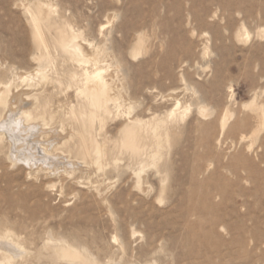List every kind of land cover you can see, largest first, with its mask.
Instances as JSON below:
<instances>
[{
    "label": "rangeland",
    "instance_id": "obj_1",
    "mask_svg": "<svg viewBox=\"0 0 264 264\" xmlns=\"http://www.w3.org/2000/svg\"><path fill=\"white\" fill-rule=\"evenodd\" d=\"M0 85L14 264H264V0H0Z\"/></svg>",
    "mask_w": 264,
    "mask_h": 264
},
{
    "label": "bare ground",
    "instance_id": "obj_2",
    "mask_svg": "<svg viewBox=\"0 0 264 264\" xmlns=\"http://www.w3.org/2000/svg\"><path fill=\"white\" fill-rule=\"evenodd\" d=\"M44 5V4H43ZM46 6V5H45ZM44 6V7H45ZM46 8V7H45ZM36 13H38L40 16L44 17L43 15L45 14V11L43 9V6L37 4L36 6ZM38 16V15H37ZM46 16V14H45ZM36 18V17H35ZM33 17V19H35ZM38 19V18H37ZM44 20V18H43ZM34 21V20H33ZM36 21V20H35ZM38 21V20H37ZM41 22V21H40ZM37 23V22H36ZM35 24V23H33ZM36 25V24H35ZM37 28V27H36ZM38 29V28H37ZM36 29V30H37ZM61 32V31H60ZM39 33V31H38ZM35 35V34H34ZM37 35V34H36ZM40 37V36H39ZM41 45V44H40ZM39 45V46H40ZM57 46V45H56ZM38 47V46H37ZM58 47L59 49H61L64 53H67L69 54L70 57H73L75 59H80L79 58V55L83 52V48L81 47V45L78 43V40H77V36L73 35V36H70V37H67V36H61V38L59 39V42H58ZM44 55V54H43ZM45 57V56H44ZM35 59V58H34ZM40 59V58H39ZM48 59V57H47ZM44 60V59H43ZM42 60V61H43ZM41 61V62H42ZM39 62V61H38ZM50 63V61H49ZM38 64V63H37ZM47 64V61H44V63L38 65V67L36 68V71H35V75H40V77H45V66ZM18 76V75H16ZM20 77V76H18ZM17 77V78H18ZM87 83H85L86 85H84V93L89 97L90 99V102H91V111H90V114H89V117L90 118H93L96 116V111L98 110H101L102 108H105L106 107V102L107 100L110 98V93H109V85L108 83L102 78L101 74L99 72H97L96 74L92 75L91 77L90 76H87ZM28 84V83H27ZM10 85V84H8ZM25 85V88H27L26 84ZM29 85V84H28ZM11 86V85H10ZM13 87V86H12ZM17 87V86H16ZM20 87V86H19ZM24 88V86L22 87ZM21 89V88H20ZM19 89V90H20ZM11 92V95H12V98L17 100V98L19 97V94H18V97H17V91H12L10 88L8 87H4V86H1L0 85V108H3L4 111L7 112V115L5 118H3V123L1 124L2 126H5V125H8L11 123V118H12V115H10V112H14L13 111V107L15 108V106H13V99H10V95L9 93ZM32 92H34L32 90ZM27 93V92H26ZM31 94V92H29ZM24 95H26L25 93H23ZM33 94V93H32ZM29 95V94H27ZM9 96V97H8ZM22 96V95H21ZM33 97L35 96V93L32 95ZM24 97V96H23ZM32 98V97H31ZM27 99V98H26ZM30 99V97H29ZM35 99V98H34ZM34 101H37V100H34ZM16 102V101H15ZM15 104V103H14ZM30 104V103H29ZM32 104V103H31ZM35 105L37 104L36 102L34 103ZM16 105V104H15ZM20 105V103H19ZM30 108V107H29ZM21 109V108H20ZM27 109V108H26ZM3 111V112H4ZM2 114V113H1ZM4 115V114H2ZM127 127V126H126ZM135 128V127H133ZM126 129V128H125ZM137 129V127H136ZM132 130V129H131ZM136 131V130H135ZM125 134V133H124ZM136 133H134V131H128L126 136H123L125 137L124 138V141H123V145L126 147V148H129L132 150L135 149V144H134V135ZM122 140V139H121ZM122 144V143H121ZM137 150V148H136ZM136 153V151H135ZM3 239L1 240L0 239V242H2ZM6 243V241H5ZM7 244H5V246L1 245L0 244V254L1 256L3 257V259L6 261L7 264H14L13 262V259H14V254L15 252H17V249L15 247L13 248H7L6 247ZM11 247V246H9ZM20 249V248H19ZM21 250V249H20ZM19 252V251H18ZM65 256L71 258L73 260H77L79 258V255H78V252L76 253L74 251V249L72 250L71 248H64V250L62 251ZM0 256V257H1ZM68 258V259H69ZM67 259V258H66ZM80 259L81 258V255H80ZM79 259V260H80ZM78 260V261H79ZM15 261V260H14ZM83 262H85L83 259H82ZM79 263V262H78ZM94 263V262H93ZM90 264V263H89Z\"/></svg>",
    "mask_w": 264,
    "mask_h": 264
}]
</instances>
